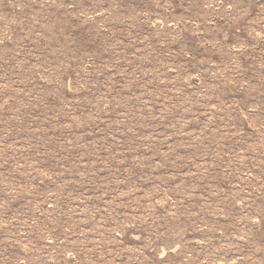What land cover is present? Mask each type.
Returning <instances> with one entry per match:
<instances>
[{"label":"rangeland","instance_id":"rangeland-1","mask_svg":"<svg viewBox=\"0 0 264 264\" xmlns=\"http://www.w3.org/2000/svg\"><path fill=\"white\" fill-rule=\"evenodd\" d=\"M0 264H264V0H0Z\"/></svg>","mask_w":264,"mask_h":264}]
</instances>
